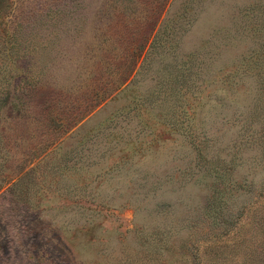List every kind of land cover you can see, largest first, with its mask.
Returning a JSON list of instances; mask_svg holds the SVG:
<instances>
[{
  "label": "rangeland",
  "instance_id": "rangeland-1",
  "mask_svg": "<svg viewBox=\"0 0 264 264\" xmlns=\"http://www.w3.org/2000/svg\"><path fill=\"white\" fill-rule=\"evenodd\" d=\"M262 7L7 0L0 264H264Z\"/></svg>",
  "mask_w": 264,
  "mask_h": 264
},
{
  "label": "trees",
  "instance_id": "trees-1",
  "mask_svg": "<svg viewBox=\"0 0 264 264\" xmlns=\"http://www.w3.org/2000/svg\"><path fill=\"white\" fill-rule=\"evenodd\" d=\"M6 1L7 0H0V9L3 8V6L6 5ZM260 13L257 14V16H259L260 14V24H261V28L263 29V34H264V7H262L261 9H259ZM157 37V36H156ZM155 37V38H156ZM154 38V39H155ZM155 41V40H154ZM262 42H264V38L262 39ZM261 42V43H262ZM161 46V44H160ZM193 63L196 64V66H199L198 63L199 61H193V60H190V63L186 64V66H184L183 68H181V71H179V73L176 75L175 77V83H179V89L177 90V93H178V97L181 95L180 93V87L187 84L188 85V80L190 79V74L191 73H196L197 72V69L194 68L192 69V66H193ZM252 63L254 64H257L260 66V70H257L258 72H256V76L259 77V91H258V95H257V100L255 101L254 103V109H253V112L250 114V116L248 117V120L246 123H244V128L247 129L248 127H251V122H253L254 120L258 119L259 117V120L261 122V124H259V128L261 130V133H260V141H261V144H262V155H264V43H263V47H261L259 50H258V57L257 59L255 60L254 58L252 59ZM195 66V67H196ZM172 89H173V86H172ZM175 89V87H174ZM187 89H183V93L186 91ZM159 91V90H158ZM172 92V90H171ZM154 95H157V92L155 93H152ZM169 94V93H168ZM263 119V120H261ZM253 134L252 133H249L248 135H246L242 141L244 144H248L251 142V140H255V138H253ZM201 149V147H199ZM5 148L2 144H0V157H1V160L4 159V155H5ZM0 186H1V176H0Z\"/></svg>",
  "mask_w": 264,
  "mask_h": 264
}]
</instances>
